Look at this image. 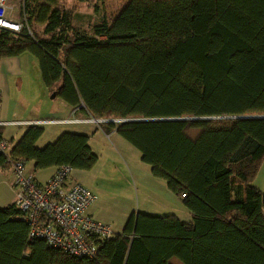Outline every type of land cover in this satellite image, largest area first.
Here are the masks:
<instances>
[{"label":"trees","instance_id":"trees-1","mask_svg":"<svg viewBox=\"0 0 264 264\" xmlns=\"http://www.w3.org/2000/svg\"><path fill=\"white\" fill-rule=\"evenodd\" d=\"M60 3L20 0V30L0 28V59L32 54L48 91L107 120L102 130L140 152L191 221L132 213L79 258L29 239L11 204L0 208V264H264V192L252 183L264 163V0H128L91 36ZM42 132L27 125L0 168L96 163L87 135L37 147Z\"/></svg>","mask_w":264,"mask_h":264},{"label":"crops","instance_id":"crops-1","mask_svg":"<svg viewBox=\"0 0 264 264\" xmlns=\"http://www.w3.org/2000/svg\"><path fill=\"white\" fill-rule=\"evenodd\" d=\"M35 59L28 52L0 59V116L4 121L17 122L2 127V139L7 141L9 147L11 148L19 139L24 128L30 125L28 122L39 119L53 120L54 122L40 125L43 132L36 141L37 147L52 143L63 132L85 134L88 136V145L91 151L97 156L96 163L103 159V163H109V165L116 168L117 165L122 166L124 163L126 166L125 173L127 174L126 183L131 180L133 186L137 183L139 186L154 190L157 193L156 195L164 197L167 203V206L165 204L162 206L164 207L162 210L166 212L163 213L164 215L173 214L183 222L191 221L190 212L182 204H177L176 198L178 197L168 190L165 181L154 177L150 172V166L141 161L140 152L114 130L108 133L104 132L100 127V123L89 121L86 115L75 108H71L60 97L55 96L51 101H48L46 92H42L38 96V103L34 101V105H30L26 99L25 101L21 99L20 91L24 82L23 78H28L27 66L33 64L39 70ZM262 166H264V163H262ZM25 167L39 183L46 182L55 171V166L34 170L32 162H27ZM92 169L93 167L86 171L72 170L75 174L70 173L65 181V187H69L74 182L85 185V182L81 181L84 177L83 174L90 172ZM12 180L11 168L9 166L0 168V208L13 204ZM253 185L260 189L257 184L253 183ZM88 189L95 195L99 194L103 197V204L101 202L97 204L94 200L88 206V214L96 220L108 224L111 228L112 224L115 222L119 224L123 220L118 231L113 229L115 233H120L129 216L136 213L135 205H132L126 195L118 194V196H115L114 192L108 189L105 190L98 185H89ZM178 199L180 200V198Z\"/></svg>","mask_w":264,"mask_h":264},{"label":"built area","instance_id":"built-area-1","mask_svg":"<svg viewBox=\"0 0 264 264\" xmlns=\"http://www.w3.org/2000/svg\"><path fill=\"white\" fill-rule=\"evenodd\" d=\"M12 9L11 0H0V28L19 31L21 23L10 14ZM88 120L98 123L107 121ZM49 122L54 121L39 119L28 123L40 126ZM16 123L4 121L0 116V127ZM8 149L7 141L0 139V154H6ZM10 168L13 174V204L19 210L20 218L29 226V239L43 240L48 247L69 256L94 258L100 245L115 235L108 224L88 214V206L96 199L94 193L80 182L65 187V181L72 172L70 166H56L52 176L44 183H39L26 170L22 160L12 161Z\"/></svg>","mask_w":264,"mask_h":264},{"label":"rangeland","instance_id":"rangeland-1","mask_svg":"<svg viewBox=\"0 0 264 264\" xmlns=\"http://www.w3.org/2000/svg\"><path fill=\"white\" fill-rule=\"evenodd\" d=\"M60 1L61 6L71 12L72 28L85 35L91 36L92 27L95 24H98L103 20L110 23L128 0H90L89 2L80 0ZM11 2L13 9L10 14L15 17L18 14V11L20 12V0H11ZM17 16L19 19V14ZM33 29L38 35H41V25H34ZM34 66L35 65L33 64L27 66L26 69H28V78H23L24 82L22 90L20 91L21 99H23V101L26 99L30 105H34V101H37L38 103V96H40L42 92L47 93L48 101L52 100L50 97L51 92L45 87L39 70ZM87 117L92 119L89 116ZM122 166L117 165L116 168L115 166L109 165V163H103V159H100L99 162L94 164L93 169L90 172L83 174L84 177L81 181L85 182L84 184L87 188L89 185H98L105 190L108 189L109 191L114 192L115 196H118V194L126 195L132 205H135V212L159 216L164 215L163 213L166 212L165 210H162L164 209L162 206L164 204L167 206L165 198L160 195H156L157 193H155L154 190L141 185L139 186L137 183L133 186L131 180L126 183V166L124 163ZM71 174H75V172H71ZM256 176L253 183L257 184L258 187L264 191V166H260ZM176 200L178 202L177 204H182L178 198H176ZM95 201L97 204L100 202L103 204L102 195L100 196L97 194ZM122 221L119 222V224L116 222L112 224V229H114V231H118L122 225Z\"/></svg>","mask_w":264,"mask_h":264},{"label":"water","instance_id":"water-1","mask_svg":"<svg viewBox=\"0 0 264 264\" xmlns=\"http://www.w3.org/2000/svg\"><path fill=\"white\" fill-rule=\"evenodd\" d=\"M51 98H54L55 97V93L52 92L51 95H50ZM258 117H264V115H259ZM108 121H114V120H108Z\"/></svg>","mask_w":264,"mask_h":264}]
</instances>
